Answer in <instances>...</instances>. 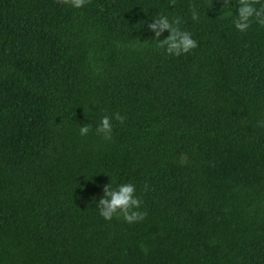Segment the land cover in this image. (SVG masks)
I'll return each instance as SVG.
<instances>
[{
	"label": "trees",
	"instance_id": "trees-1",
	"mask_svg": "<svg viewBox=\"0 0 264 264\" xmlns=\"http://www.w3.org/2000/svg\"><path fill=\"white\" fill-rule=\"evenodd\" d=\"M207 4L0 0V264H264V27ZM158 13L199 46L156 48ZM109 183L143 221L99 215Z\"/></svg>",
	"mask_w": 264,
	"mask_h": 264
},
{
	"label": "clouds",
	"instance_id": "clouds-1",
	"mask_svg": "<svg viewBox=\"0 0 264 264\" xmlns=\"http://www.w3.org/2000/svg\"><path fill=\"white\" fill-rule=\"evenodd\" d=\"M62 5H67L72 8L80 9L90 0H57ZM170 6L176 5V0H169ZM223 15L219 18L224 19L226 16H233V0H222ZM208 9L213 7V0H208ZM238 15H234L232 24L234 27L246 33L252 25L258 24L264 27V0H236ZM191 17L194 21L200 20V14L196 10V6H192ZM182 20L180 17L169 19L164 13H158L151 23L148 24V29L154 33V37L150 38L151 43L158 49L166 50L169 56L179 57L183 54H189L199 45L197 40L192 37L191 32L183 30L180 25ZM167 31L170 34L163 40L160 37ZM149 41L141 42L140 38L135 41L133 45L135 48H142L144 44ZM115 120L121 124L124 123L126 117L120 113L115 114ZM91 131V125L80 126L79 134L87 136ZM95 132L105 140L113 138V124L112 118L105 115L102 117ZM147 191V185H145ZM137 188L133 183H121L117 187H113L109 183L103 188V196L99 199L97 207L99 215L107 221H111L114 217L122 218L127 223H136L143 221L147 212L140 211L142 200L136 194Z\"/></svg>",
	"mask_w": 264,
	"mask_h": 264
}]
</instances>
